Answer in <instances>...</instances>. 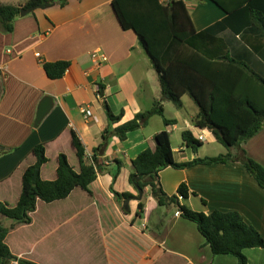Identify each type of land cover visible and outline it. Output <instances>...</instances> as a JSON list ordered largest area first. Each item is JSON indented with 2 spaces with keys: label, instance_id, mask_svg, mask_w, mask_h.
I'll list each match as a JSON object with an SVG mask.
<instances>
[{
  "label": "crops",
  "instance_id": "obj_1",
  "mask_svg": "<svg viewBox=\"0 0 264 264\" xmlns=\"http://www.w3.org/2000/svg\"><path fill=\"white\" fill-rule=\"evenodd\" d=\"M25 1L0 0L5 5ZM171 1L160 0L164 4ZM182 1L196 32L226 17L210 0ZM221 36L232 53L245 49L239 34L227 30ZM137 39L132 31L122 30L111 0H69L62 8L50 5L19 15L12 33L0 30V147L9 151L0 155V203L14 206L19 200L22 174L34 163L35 146L43 144L48 159L41 167V179H56L59 154H65L72 169L78 171L72 131L89 158L107 125L105 106L113 115L122 113L121 121L113 125L116 127L149 110L159 99L157 76ZM96 49L108 60L100 68L91 59ZM57 61H68L69 66L61 79L51 81L41 64ZM259 61H264V49L250 59L255 71L264 72ZM47 95L53 107L35 127L36 109ZM182 102V109H176L170 118L165 115L168 102L163 103V115L175 120L174 125L166 126L160 117H152L145 127L127 133L124 141L109 139L100 161L108 166L117 160L122 166L113 181L108 172H100L89 185L92 196L75 189L63 200L36 202L31 223L9 230L5 243L10 252L38 264H237L232 256H212L196 225L172 207L158 206L153 196L144 199L142 216L135 218L136 210L133 216H124L109 192L112 185L118 193L137 195L128 183L130 161L141 151L154 149V136L162 130L168 133L174 162L213 156L203 155L202 147L196 154L182 144L173 147L171 135L178 132L181 140L185 130L194 139L201 134L202 142L216 143L210 133L194 128L192 119L198 108L191 99L183 96ZM85 105L91 108L87 120L80 112ZM241 148L264 166V128ZM225 152L223 148L219 154ZM159 178L168 196L184 183L191 193L187 204L193 211H235L264 238V190L237 162L165 168ZM148 192L146 189L144 195ZM0 225L8 228L12 221L0 216ZM245 255L247 264H264V249H250Z\"/></svg>",
  "mask_w": 264,
  "mask_h": 264
},
{
  "label": "trees",
  "instance_id": "obj_2",
  "mask_svg": "<svg viewBox=\"0 0 264 264\" xmlns=\"http://www.w3.org/2000/svg\"><path fill=\"white\" fill-rule=\"evenodd\" d=\"M69 0H26L23 5H5L0 2V30L13 31V22L21 10L39 9L50 5L64 7ZM226 17L219 23L196 32L190 13L182 0L162 3L160 0H111L116 19L123 31H132L139 46L150 60L157 76L159 99L147 111H142L125 123L117 124L122 113L113 115L106 110L107 125L92 156L87 158L85 148L71 132V144L76 152L78 171L72 169L65 154L57 156L56 179H41V167L48 162L45 146L39 144L32 150L34 163L28 166L21 178L19 200L14 206L0 203V216L12 221L5 228L0 225V264H37L13 255L5 238L15 225H29L36 202L53 203L63 200L75 189L92 196L89 185L100 172H108L112 180L118 176L121 163L113 160L108 166L100 158L104 155L111 137L124 141L127 133L145 127L152 117H160L166 126L175 120L163 115V103L182 109V97L187 96L198 108L192 119L194 128L208 132L225 153L216 157L194 158L177 163L173 160L169 136L162 130L154 136V149L141 151L130 161L128 183L137 192L148 189L158 206L172 207L179 215L193 223L198 233L209 245L212 256H232L237 264H247L246 251L264 249V238L258 230L248 225L235 211L209 213L195 212L187 199L191 193L180 183L176 193L168 196L160 186L159 173L163 169L183 170L198 165H224L237 162L264 190V166L254 161L241 145L264 128V76L250 65V59L264 49V0H210ZM229 30L239 34L244 50L232 53L228 41L221 36ZM68 61L43 62L41 67L51 81L61 79L68 69ZM101 89L99 88V93ZM1 94V91H0ZM181 144L196 154L202 143L192 137L189 130L180 135ZM0 147V155L7 154ZM113 195L124 216L122 204L132 194L118 193L112 185ZM144 197L136 204L135 218L141 217ZM135 220V219H134ZM131 221V223L134 222Z\"/></svg>",
  "mask_w": 264,
  "mask_h": 264
},
{
  "label": "rangeland",
  "instance_id": "obj_3",
  "mask_svg": "<svg viewBox=\"0 0 264 264\" xmlns=\"http://www.w3.org/2000/svg\"><path fill=\"white\" fill-rule=\"evenodd\" d=\"M12 1H14V0H12ZM259 58H261V57H259ZM259 63L262 65V67H264V61H259ZM260 73L262 74V76H264V72H262L260 70ZM175 111H177L176 108L172 104L168 103L167 111H166L165 115H167V118H170V116H171L170 114L174 113ZM178 135H179L178 132H175L171 135V142H172L173 147H179L181 144V140H180ZM201 147L203 148L202 149L203 155H213V156L219 155V152H221L223 149V147L220 144H216L214 142H212V143L211 142L210 143L209 142H202ZM72 164H75V162L73 163V161H72ZM149 196H150L149 192L146 195H144V193H143L142 199H143V197L145 199ZM135 204H137L135 201L129 202V204H127V207L129 209L128 215L133 216V214L136 210Z\"/></svg>",
  "mask_w": 264,
  "mask_h": 264
},
{
  "label": "water",
  "instance_id": "obj_4",
  "mask_svg": "<svg viewBox=\"0 0 264 264\" xmlns=\"http://www.w3.org/2000/svg\"><path fill=\"white\" fill-rule=\"evenodd\" d=\"M43 8H45V7H41L40 9H43ZM33 11H34V9L21 10L19 15L23 16L26 13H31ZM52 107H53L52 98L48 95L43 97L38 108L36 109V116H35V121H34L35 127L38 126V124L41 122V120L44 118V116L48 113L49 109H51ZM142 196H143V191L141 189H137V195L126 199L124 201V203L122 204L123 211H125L127 213L129 211L127 204H129V202L131 200L140 201L142 199Z\"/></svg>",
  "mask_w": 264,
  "mask_h": 264
},
{
  "label": "built area",
  "instance_id": "obj_5",
  "mask_svg": "<svg viewBox=\"0 0 264 264\" xmlns=\"http://www.w3.org/2000/svg\"><path fill=\"white\" fill-rule=\"evenodd\" d=\"M36 57L39 58V54H36ZM91 59H92V63L95 67L100 68L103 64H105L108 60H107V56L105 54H103L101 51H99L98 49L92 51L91 53ZM90 107L85 105L80 109V112L83 116V118L85 120L89 119L91 117V111H90ZM196 139L200 142L204 141V138L200 135L196 136ZM179 212H177L178 214Z\"/></svg>",
  "mask_w": 264,
  "mask_h": 264
}]
</instances>
